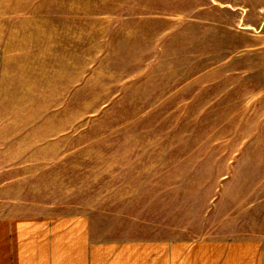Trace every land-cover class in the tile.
<instances>
[{
	"label": "rangeland",
	"instance_id": "obj_1",
	"mask_svg": "<svg viewBox=\"0 0 264 264\" xmlns=\"http://www.w3.org/2000/svg\"><path fill=\"white\" fill-rule=\"evenodd\" d=\"M85 207L264 237V0H0V215Z\"/></svg>",
	"mask_w": 264,
	"mask_h": 264
},
{
	"label": "crops",
	"instance_id": "obj_2",
	"mask_svg": "<svg viewBox=\"0 0 264 264\" xmlns=\"http://www.w3.org/2000/svg\"><path fill=\"white\" fill-rule=\"evenodd\" d=\"M105 216L92 207L0 215V264H264V237L122 240L109 237Z\"/></svg>",
	"mask_w": 264,
	"mask_h": 264
}]
</instances>
